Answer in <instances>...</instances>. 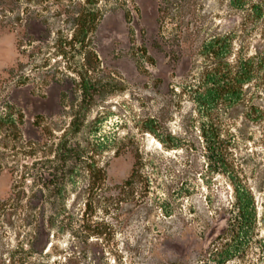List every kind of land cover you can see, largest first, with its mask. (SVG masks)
I'll return each mask as SVG.
<instances>
[{
  "label": "rangeland",
  "instance_id": "obj_1",
  "mask_svg": "<svg viewBox=\"0 0 264 264\" xmlns=\"http://www.w3.org/2000/svg\"><path fill=\"white\" fill-rule=\"evenodd\" d=\"M8 2L9 11L0 6V264H67L75 250L82 252L80 264H201L200 245L191 240L201 225L185 230L179 216L165 217L157 205L160 198L175 203L182 187L190 189L180 210L189 220L195 216L189 208L201 213L209 196L216 203L228 198L226 179L208 171L200 150L167 147L179 137L184 144L197 143L198 108L178 89L203 66L205 40L237 24L228 1ZM89 10L99 14L96 28L83 46L71 43L77 17ZM233 38L234 52L243 47L264 55L259 29ZM85 81L107 85L108 93L89 111L73 142L106 171L105 189L96 195L107 197L109 211L102 199L94 218L111 223V231L88 246L56 229L45 251L35 245L34 251L18 254L22 242L31 249L26 240L36 218L53 207L29 176L32 166L54 156L78 111ZM254 86L255 100L264 108V69ZM224 108L221 116L237 137V160L255 187L262 238L246 258L226 264H264V120L248 122ZM138 153L160 166L159 174L150 165L145 169L152 179L146 197L141 182L123 186ZM184 164L190 179L183 185L168 168L177 172ZM70 180L68 208L78 216L92 193L79 166Z\"/></svg>",
  "mask_w": 264,
  "mask_h": 264
},
{
  "label": "trees",
  "instance_id": "obj_2",
  "mask_svg": "<svg viewBox=\"0 0 264 264\" xmlns=\"http://www.w3.org/2000/svg\"><path fill=\"white\" fill-rule=\"evenodd\" d=\"M227 1L232 12L236 13L237 24L233 30L211 35L205 40L200 52L205 58L203 66L196 67V71L192 70L186 78L187 81L178 89L179 93L188 94L198 108L199 120L195 129L197 143L184 144L179 137L177 142L167 147L182 151L200 150L208 171L226 179L228 198L216 203L213 196H209L201 213L194 206L189 208L190 213H195L189 220H186L187 217L180 210H183L181 199L192 191L190 189L182 187L179 192L180 199L175 203H168L160 198L157 205L165 217L179 216L185 230H189L194 224L201 225L202 231L191 239L193 243L200 245L201 257L199 256L198 261L201 264H226L236 258H246L250 247L262 242L260 209L255 187L243 164L237 160V137L227 127L221 110L225 106L227 114H238L242 120L255 124L264 120V108L255 100L257 93L254 91L259 72L264 69V55L259 52L250 54L243 47L234 52L233 47V34L257 29L264 34V0ZM87 2L96 3L95 0ZM8 4V0H0L3 11H9ZM98 19L99 14L94 10L82 12L75 21L71 43H80L83 46L88 35L96 28ZM82 87L83 94L78 111L69 131L57 144L54 156L38 160L32 166V170L35 169L36 172L31 170L29 176L35 186L39 187L41 199H45L53 207L48 213H42L36 218V225L29 232L30 238L26 240L31 249L25 250L26 242H22L16 250L18 254L34 251L35 245H41L42 251H45L51 241L50 236L56 229L69 232L80 243L88 246L91 240H104L111 231V223L94 218L98 203L102 199L105 200V211H109L107 197L96 195L98 191L105 189L106 171L93 161L90 162L88 152L77 142H73L87 120L89 111L99 103L102 95L108 93V86L85 81ZM149 165L155 171L153 174H159L160 166L154 158L138 153L131 175L123 184L124 188L141 182L144 184L141 193L146 197L150 193L152 180L145 170ZM184 165V169L177 172L174 168H168L169 173H173L183 185L190 179L187 164ZM77 166L87 174L86 190L92 193L85 202L84 212L78 216L68 208L67 198L70 177ZM81 255L82 252L77 255L75 250L74 255L67 258V264L73 261L80 264Z\"/></svg>",
  "mask_w": 264,
  "mask_h": 264
}]
</instances>
